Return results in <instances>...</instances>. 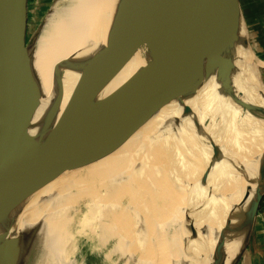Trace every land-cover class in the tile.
Masks as SVG:
<instances>
[{"label": "bare ground", "instance_id": "obj_1", "mask_svg": "<svg viewBox=\"0 0 264 264\" xmlns=\"http://www.w3.org/2000/svg\"><path fill=\"white\" fill-rule=\"evenodd\" d=\"M123 3L124 0H69L63 25L46 34L48 27L54 23V15L51 16L44 32L42 28L40 29V32L44 33L43 37L36 41L34 49L32 46L29 47L28 54L39 90V103L32 117L29 134L38 143L43 144L48 139L63 110L72 113L94 58L108 45L118 24ZM50 14L51 12L46 15L42 27ZM242 29V22L237 16L234 37L219 53L230 61L231 69L220 75L214 68L210 75L203 77L201 83L196 85L197 81H194L183 89L177 98L167 103L113 155L96 164L95 170L92 171L91 183L87 188L71 187L62 194L60 191L56 196L59 197L58 203L56 202L54 206L51 204L52 207L49 208V200L59 192L62 177L37 191L10 213L0 227V235L15 239L12 252L16 262L24 256V253L30 251L28 249L34 251L43 238L46 245L45 264H72L70 260L73 254L72 245L78 232L72 229L74 219L71 212L84 199L90 201L86 206L85 219L93 217L94 220L101 222L100 225L107 229L112 238L114 244L111 254L126 255L129 260L136 254V250H140L141 258L135 260L134 264H146V262L147 264H214L215 261L217 264H224L226 262L245 235V232L226 234L220 255L218 253L222 242L220 230L224 228L227 219L216 230L204 254L193 262H189L186 252L183 254L179 252V246L173 241V233L177 231L176 233L182 236L180 238L185 241L188 252L198 226L207 219L217 203L224 201L231 193L235 182L233 177L237 156L235 150L237 142L233 143L232 139L237 138V128L234 129L227 123L219 125L209 114L207 119L209 124L207 123L204 129L190 133L186 130L187 123L181 124L183 122L180 116L186 103L191 106L190 99L194 92L198 99L205 97L207 92L211 91L217 106L219 103L220 106L230 108L233 117L231 122L237 125L246 91L242 58L245 68L249 70L251 79L256 84L257 95L260 98L258 79L252 71L254 63L250 57H244L246 50L244 52L241 45ZM150 61V54L146 47L142 46L124 68L94 96L93 101L111 94ZM261 101L263 102L264 99ZM257 111L262 113V120L253 127L254 134L259 132L261 125H264V103ZM187 115L189 120V111ZM184 119L183 121H186ZM204 137L213 140L212 145L207 146L208 142L204 143ZM188 142H193L194 145H189ZM196 145L206 157H212V163L200 150L191 152L190 147ZM220 147H223L225 153L221 152L226 154L225 157L217 153ZM185 148L195 157H198V153L201 154L199 160L204 167L200 174L191 173L194 169L190 171L189 155ZM256 159L261 160L262 169L254 201L256 192L262 190L264 151L257 156L254 154L252 161L247 162L240 169L241 180L235 182V185L242 191V195L232 201L234 216L228 218L232 228L240 223L241 215L246 212L241 206V200L247 187L248 172ZM239 166L238 159L236 173ZM208 168L210 172L206 185H202L204 190L200 185L199 190L192 179L198 180L201 177L202 180ZM211 191L213 194L221 192L222 196L218 202L210 199V208L202 217L196 211V200L191 199H196L194 196L197 192L201 195L199 198H206L205 195L202 196L203 192L209 198ZM126 198L127 201L124 203ZM189 198L191 199L188 200ZM206 201L208 204L207 199ZM199 202L201 203V200ZM188 210H191L190 215ZM173 216L179 217L176 222L178 228L169 240L165 229L171 225ZM188 223H191L190 229ZM86 225L90 223L87 221ZM133 246L136 250H131Z\"/></svg>", "mask_w": 264, "mask_h": 264}, {"label": "water", "instance_id": "obj_2", "mask_svg": "<svg viewBox=\"0 0 264 264\" xmlns=\"http://www.w3.org/2000/svg\"><path fill=\"white\" fill-rule=\"evenodd\" d=\"M27 3L0 0V227L40 189L113 155L194 81L198 85L214 68L220 75L230 70L219 50L234 37L239 11V0H124L118 24L94 58L72 113L63 110L40 144L29 134L39 90L26 41ZM142 46L151 61L94 102ZM263 203L264 187L237 226L227 219L220 230V255L226 234L245 232L232 264L242 262ZM0 239V264H15V239Z\"/></svg>", "mask_w": 264, "mask_h": 264}, {"label": "rangeland", "instance_id": "obj_3", "mask_svg": "<svg viewBox=\"0 0 264 264\" xmlns=\"http://www.w3.org/2000/svg\"><path fill=\"white\" fill-rule=\"evenodd\" d=\"M68 3H69V0H35V3H31L30 10L28 11V17H27L26 41H27V43L30 42V46H32V49L35 48L36 41L38 39H40L41 36L43 37V34H44L43 30H44L46 24L48 23L49 19L51 18V16L54 15V17H53L54 23L56 21H59V23H55V24L53 23V25H50V27H48V30L46 31V34H48L50 31H53L57 27L63 25L64 20H65V13H66V10L68 7ZM64 9H65V11H63ZM49 12H51L50 17L47 19L45 25L42 27L43 21ZM238 16H239V20L242 22V27H243V29H242L243 31L241 32V36H242L241 37V42H242L241 45L244 49V52L246 50V52L244 53L245 54L244 57H246V56L250 57L252 62L254 63V68L252 71L256 74V77L259 80L261 90H262L263 99H264V64L261 61L260 56L255 51V48L253 45L254 40L252 39V33L250 31V26H249V23L246 19V16L243 13V9L240 6V3H239ZM41 28H42L43 32L42 31L40 32ZM221 51H222V48L219 50V53H221ZM241 60H243L241 63L243 64V67H244V83H245V89H246V93H247L248 85H249V80H248V75H247L248 69H246L244 66L245 65L244 58H242ZM259 62H260V64H259ZM246 66H247V64H246ZM32 72H33V70H32ZM34 79H35V77H34ZM35 81H36V79H35ZM259 95L261 98L260 91H259ZM195 96H196V93L194 92L192 98L190 99L191 101L189 100L191 103V106L187 105V103H186L185 107H183L184 109L190 108V109H188L189 114H190L189 120H188V115H187L188 113L183 112L184 109L182 108V113H181L182 115L180 114L181 115L180 118H182V119H180V120L183 123H181V124H184V122H185V124L187 123L186 124V128H187L186 130L188 132H190V133L196 132V130H199L201 128L204 129V126H206L207 123L209 124V121L207 119L211 115V116H213L214 120L218 122L219 125L227 123L229 125H232V127H234V129L237 128L236 129L237 138L232 139L233 143L238 142V147H235V150L239 151V156L238 157L236 156L235 171H236L238 159H239V164H240V166L237 170V173H236V177H237V174L239 173V171L241 169V163L240 162H241L242 145L244 144L243 143V137L247 136V134L251 135L252 132L240 131L238 129L239 123L237 125H234L231 122V119L233 120V117H232V111L230 110V108L225 107V106H220L219 103L217 106V103L214 100V97L212 96L211 91L207 92V94L203 98L198 97V99H196L197 97H195ZM192 99H195V101ZM202 99H203V102H202ZM243 100H245V97ZM261 100H262V98H261ZM200 101L203 104H201ZM261 103H263V102L261 101ZM213 105H215V106H213ZM243 105H244V102H243ZM188 106H190V107H188ZM218 107H220V108H218ZM206 109H208V110H206ZM240 110H241V108H240ZM242 110L245 111V108H243ZM242 110L240 111L239 116L243 114L244 111H242ZM183 113H185V115H183ZM183 118H185L184 120H186V121H183ZM223 121H224V123H223ZM186 130H185V132H186ZM218 137H219V135H218ZM236 139H237V141H236ZM204 140H205L204 143L208 142L207 146L210 144L212 145L211 141H213V140H210L209 137H204ZM188 143H189V145H191V144L194 145L193 142H191V143L188 142ZM213 143H215V142H213ZM190 148H191V152L192 151L194 152V150H196V152H198L199 150H200V152H202V150L197 145H196V147L191 146ZM221 151L223 153H225L223 147L222 148L220 147L217 150V153L218 154L220 153V155H223L225 157L226 154H223ZM186 153L189 155L188 160L190 161V171H191V169L192 170L194 169L193 171H191V173L194 172L193 175L194 174L197 175L196 172H198L200 174L202 169H203L202 167H204L203 164L201 163V161L199 160L201 158V154L198 153V157H195V155H192L191 153H189L187 149H186ZM218 154H217V156H218ZM204 156L206 157L205 154H204ZM189 158H191V159H189ZM206 158L208 160H211V162H212V157H210V158L206 157ZM216 160H217V157H216ZM216 160H215V162H216ZM229 163H231V161H229ZM95 166L90 167L87 170L80 172V173L64 176L62 181H61V184L59 186L60 187L59 192H57L55 195H53L50 198L48 207L51 208L52 207L51 204L54 206L55 204L58 203L57 200H59V197H56V196H58V193H60V191L62 194L63 192L69 191V189H71V187L75 188V187H82L83 186L84 188H87L91 183L92 171L95 170ZM71 177H72V179H71L72 181L70 180ZM236 177H235V180H236ZM66 179H67V181H65ZM199 179H198L199 181L192 179L193 182L195 184H197L195 187H198V188H199V185L202 186V184L204 183L203 178H202V180H201V177ZM67 182L70 183V186H69V183H67ZM65 185L67 187H65ZM63 188H65V190ZM202 189L204 190V187ZM216 189L218 190V186ZM62 190H64V191H62ZM199 190H200V188H199ZM212 191H211V193H212ZM205 192H206V190H205ZM205 192L202 193V196L204 197V195H205V197H206L204 199L199 198L201 195H198V192H197L196 196H194V198H196V199H191V198L188 199V200L191 199L194 201L196 200V202H197V206H195L196 211H198L201 214V216L202 215L204 216V214L206 212H208V210L210 208L209 203H211L210 199L217 200V202H218L220 200V197L222 196L221 192L219 194H217V192H215V194H213V193L210 194L211 197L208 198V195H206ZM215 195H217L218 197ZM198 199L201 200V203H203L202 205ZM206 199L208 200V204H207ZM126 201H127V198L124 200V203ZM204 201H206V202H204ZM89 202L90 201L88 199L81 200L74 207V210L71 212V215L74 219L72 229L74 231L78 232L74 238L75 239L74 245H72L73 254L70 257L72 264H134V263H136L135 260H138V258L140 260L141 252H140V250L137 251L134 248V246L132 247L131 250H136V254L134 256H132L129 260L127 259L126 255L123 256L122 254H118V253H115V254L110 253L114 243H113L112 238L109 235V232L107 231V229L105 227H102L100 225L101 222H99L98 220H94L93 217L89 218V219H87L88 217L86 218L87 221L90 223V225H88V226L86 225V223H87V221H85L86 220L85 219L86 212H87L86 206H87V204H89ZM198 202H199V204H198ZM223 202L224 201L220 202L219 205H216L213 208L214 210L208 214L209 216L207 215L208 216L207 219H204L202 221V223L198 226L197 232L194 235L199 234V232L203 229L201 231V233H202L204 231V229L211 222L215 221L216 217L218 216V213L220 212L219 210L221 209V207L223 205ZM190 211L188 210L189 215H190ZM178 219H179V217L173 216L171 225H169V227H167V229H165L166 230L165 232L167 234L166 236H167V239L170 240L173 237L172 235L174 234L173 241L175 244H177V246H179V248L177 247L179 252H181V254L186 252L188 254L187 256H189L191 251L195 248L196 242L190 246V248L188 249V252H187L185 241L180 238L182 236L180 234L176 233L177 231L175 230L176 228H178V224H176ZM80 222L83 224H80ZM84 222H86V223H84ZM190 224L188 223V229H190V226H189ZM174 231H176V232H174ZM45 246H46L45 245V239L42 238L41 242L39 244H37V247L34 251H32L31 249H28L30 251L29 252L27 251L26 253H24V256L18 260L19 262L15 261V264H45V260H46V248H45ZM248 250L249 249H247L246 253L248 252ZM241 263L242 262H240L239 264H241ZM142 264H144V263H142ZM146 264H147V262H146Z\"/></svg>", "mask_w": 264, "mask_h": 264}, {"label": "crops", "instance_id": "obj_4", "mask_svg": "<svg viewBox=\"0 0 264 264\" xmlns=\"http://www.w3.org/2000/svg\"><path fill=\"white\" fill-rule=\"evenodd\" d=\"M31 3H35V0H28L27 10H30ZM240 6L243 9V13L246 16V19L250 26V31L252 33V39L254 40V48L256 53L260 56L261 61L264 64V0H239ZM260 64V62H259ZM248 90L245 91V100L244 105L241 109L245 108V111L239 117L238 129L240 131L252 132L251 135L243 137L242 153H241V168L247 162L252 161L253 155L261 154L264 151V125L260 127L258 133H253V127L256 124L260 123L262 120V113H258V109L262 108V103L260 98L257 95L256 84L252 81L250 72L248 70ZM259 83V80H258ZM261 98L263 100L262 90L259 83ZM264 103V101H263ZM237 133V132H236ZM237 137V136H236ZM238 147V142L237 145ZM237 157L239 156V151L236 153ZM238 163V160H237ZM237 168V167H236ZM262 169V162L259 159H256L251 166L248 177H247V187L243 192L241 206L247 212L253 204L254 195L257 187L258 178ZM240 172V171H239ZM236 176V171L233 177V181ZM241 180L239 173L237 174L235 182ZM232 181V183H233ZM231 190L229 196L224 200L223 205L215 221L211 222L201 233L194 235V238L190 244L193 245L196 241L195 248L191 251L190 255L187 256L189 262H193L196 258H200L206 249L209 247L212 242V238L215 235L216 230L220 225L228 218L234 216V208L232 201L235 197L241 196L242 191L235 185ZM231 183V184H232ZM230 184V186H231ZM264 187V182L262 184V189ZM246 194V195H245ZM220 201L217 203L219 205ZM202 223V222H201ZM197 232V231H196ZM195 232V233H196ZM194 233V234H195ZM199 236V237H198ZM197 239V240H196ZM242 241L235 247L232 254L227 258L224 264H232L234 258L240 251ZM190 248V247H189ZM248 252L245 254L241 264H264V203L261 207L257 223L255 226L254 233L251 236Z\"/></svg>", "mask_w": 264, "mask_h": 264}]
</instances>
